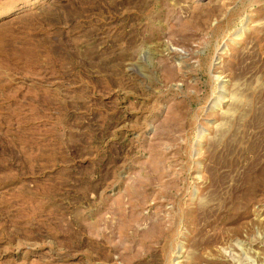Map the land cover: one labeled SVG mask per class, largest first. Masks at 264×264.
<instances>
[{
	"label": "rangeland",
	"instance_id": "rangeland-1",
	"mask_svg": "<svg viewBox=\"0 0 264 264\" xmlns=\"http://www.w3.org/2000/svg\"><path fill=\"white\" fill-rule=\"evenodd\" d=\"M0 264H264V0H0Z\"/></svg>",
	"mask_w": 264,
	"mask_h": 264
}]
</instances>
